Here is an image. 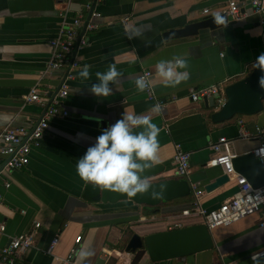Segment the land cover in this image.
Wrapping results in <instances>:
<instances>
[{
	"label": "crops",
	"instance_id": "crops-1",
	"mask_svg": "<svg viewBox=\"0 0 264 264\" xmlns=\"http://www.w3.org/2000/svg\"><path fill=\"white\" fill-rule=\"evenodd\" d=\"M226 1L0 0V134L9 126L30 128L42 117L47 100L69 71L64 68L44 73L52 50L49 40L57 29L80 17V33L93 2V12L98 14L90 16L88 23L95 27L84 31L85 44L76 50L75 65L70 68L73 79L66 82L68 93L61 101L67 115L48 121L39 146L31 148L24 167L0 172V225L4 227L0 247L11 237L32 229L34 222L40 224L32 247L13 264H59L72 247L73 264H252L250 256L264 249L259 212L212 229L215 246L210 251L160 262L148 260L141 251H125L135 232L142 236L167 230L175 223L182 226L199 222L197 214L181 215L191 208L193 187L202 191L199 204L204 210L218 207L235 193L232 177L210 192L204 190L207 183L223 174L222 168L211 162V143L225 137L233 155L258 146L256 129H264V101L262 111L255 115L213 123L210 114L218 107L212 110L202 98L193 102L188 97L191 89L218 85L223 90L253 69L251 62L264 52V24L251 14L249 5L244 4L247 17L231 20L216 30L203 29L181 38L163 37L171 29L206 16L202 9L216 10ZM122 18L127 20L121 22ZM132 28L139 30V37L125 36ZM174 56L186 60L189 77L175 87L164 86L153 66L159 59ZM84 64L89 66L87 79L78 76ZM109 64L116 66L120 77L111 85L114 89L110 96L96 98L88 87L96 80L95 72L106 70ZM143 70L152 73L155 101L147 100L145 93L135 88V77ZM33 87L46 98L44 105L25 100ZM155 103L163 104L159 114L148 112ZM123 112L149 115L160 128L156 161L163 171L158 177H177L173 156L177 149L188 153L189 170L184 177L191 185L188 197L158 209H145L129 201L102 203L87 193L90 183L76 175V159L94 143L100 130L121 118ZM261 159L264 162V156ZM56 234L58 241L49 255L45 250ZM77 236L81 238L75 243ZM79 249L90 250L92 255L82 258L77 254Z\"/></svg>",
	"mask_w": 264,
	"mask_h": 264
},
{
	"label": "built area",
	"instance_id": "built-area-1",
	"mask_svg": "<svg viewBox=\"0 0 264 264\" xmlns=\"http://www.w3.org/2000/svg\"><path fill=\"white\" fill-rule=\"evenodd\" d=\"M69 1V0H68ZM99 3H103L105 0H96ZM247 3L250 8L251 14H255L259 17V22L264 24V0H245L239 2L237 0H228L223 6L216 10L209 8L202 9L203 15L212 14H224L229 16L231 20L238 21L248 16L246 10H244V4ZM92 16H98L97 13L92 12ZM127 18H122L121 22H125ZM81 18L75 17L70 22L62 23L57 29L55 36L49 40L51 47V55L47 61L44 73L50 74L53 71L69 68L67 74L62 82L56 95L50 100H47L48 106L46 107L42 117L30 128L27 127H6L0 134V172L2 170H13L24 167L29 160V153L31 148L38 147L43 134L48 126V121L55 117L66 116L67 111L61 109V101L67 96L68 86L66 82L73 79V75L70 72V68L75 65L74 59L71 61L73 50L78 49L79 46L85 44L82 36L79 38L76 45V41L79 37V29L81 28ZM95 25L87 23L86 29H92ZM139 75H143L149 82V87L143 92L146 95L147 100L155 101V95L151 87L152 73L149 70L141 71ZM217 94L216 101L221 104L223 102L222 89L218 88V85H211L208 87H202L199 89H191L189 92V99L193 102L198 101L202 97L211 96ZM220 94H222L220 96ZM27 102H35L44 105L46 98L39 95L37 87L30 89L28 95L25 97ZM161 108L163 104L159 103ZM240 129L242 126L239 121ZM243 133L240 132V136ZM256 138L258 140V146L252 151L253 154L260 159L264 156V129H256ZM210 150L214 153L211 162L214 165H218L222 168L223 174L228 178L232 177L236 182V191L231 197L224 200L218 207L211 210H204L199 204V196L202 191L194 189V199L191 203L189 210H184L181 215L197 214L201 217L202 223L207 229L212 230L215 227L227 225L229 223L236 222L245 216L251 215L255 212H259L262 220L260 225H264V185L261 187L251 186L246 178L237 173L232 166V158L235 156L229 149V141L225 137H219L215 142L209 145ZM173 163L175 166V174L177 177L184 178L189 170V155L187 152L177 149L173 156ZM7 186V184H6ZM38 222L33 223L32 229L21 232L11 237L8 243L0 247V261L6 264H13L23 254H25L33 245V238L35 231L39 228ZM180 224L175 223L172 227L179 228ZM4 230L3 225H0V233ZM80 236L75 238V243L80 241ZM58 241V234H56L48 244L45 252L49 255L52 254L53 249ZM261 256L264 255V249L258 251ZM75 248L72 247L66 258L60 259L59 264H73V255ZM103 254L110 256L109 251L103 250ZM252 257V255L250 256Z\"/></svg>",
	"mask_w": 264,
	"mask_h": 264
},
{
	"label": "water",
	"instance_id": "water-1",
	"mask_svg": "<svg viewBox=\"0 0 264 264\" xmlns=\"http://www.w3.org/2000/svg\"><path fill=\"white\" fill-rule=\"evenodd\" d=\"M94 2L91 4L87 17L83 22L76 45L90 20ZM217 15L222 19L214 23L213 17ZM217 15H207L180 29H171L165 32L163 37L164 39H173L192 36L203 29L216 30L231 21L229 16H225L224 14ZM262 41L264 43V30ZM76 50L75 48L72 52L71 61H73L76 55ZM66 74L67 73L64 74L63 79L51 94L50 100H52L58 92ZM259 75V70L253 68L247 76L226 85L222 90L224 98L221 104L216 102L217 94H213L209 97H202L205 106H209L212 110L218 107L216 111L210 114V120L213 123H220L228 121L235 116L255 115L261 112L263 109L264 91H261L257 84ZM40 118L37 119L35 124ZM232 166L237 173L246 178L251 186L261 187L264 185V162L262 159L255 156L252 151L235 155L232 158ZM162 171V164L158 163L155 158L151 162V166L146 169L144 173L146 182L149 185L148 190L144 193H137L135 196H128L124 193H114L106 189L102 190L91 183L87 186L86 190H88L87 193L94 199L102 203L129 201L145 209H158L162 204L186 198L191 194V185L185 178L174 177L163 179L162 177H158ZM227 181L228 177L225 174L218 175L205 185L204 190L205 192H210ZM154 193H159V195H155ZM214 246L215 242L212 231L207 229L201 219L197 223L182 225L179 228L152 232L142 236L135 232L129 237L125 246V251L127 253L141 251L146 254L148 260L160 262L210 251Z\"/></svg>",
	"mask_w": 264,
	"mask_h": 264
},
{
	"label": "clouds",
	"instance_id": "clouds-1",
	"mask_svg": "<svg viewBox=\"0 0 264 264\" xmlns=\"http://www.w3.org/2000/svg\"><path fill=\"white\" fill-rule=\"evenodd\" d=\"M221 19L219 15L213 17L214 23ZM125 36L132 39L139 37L140 32L132 28ZM251 64L260 72L257 84L264 91V52H260ZM153 71L164 86L175 87L189 77L187 62L179 56L157 60ZM78 76L88 78L87 64L82 65ZM95 77L96 80L90 84L88 91L96 98H106L112 94L114 88L111 85L120 77V72L114 64H109L106 70L95 72ZM134 83L137 91H144L149 87V82L143 75L135 77ZM148 112L159 114L161 105H151ZM159 132L160 128L152 122L149 115L123 112L121 118L101 129L94 143L76 159V175L82 181L114 193L135 196L146 192L149 185L144 173L156 158ZM77 254L84 258L90 257L92 252L79 249ZM251 260L252 264H264L260 252H254Z\"/></svg>",
	"mask_w": 264,
	"mask_h": 264
}]
</instances>
